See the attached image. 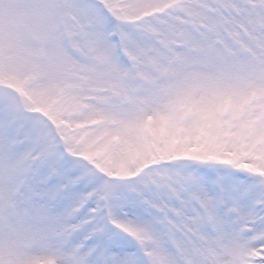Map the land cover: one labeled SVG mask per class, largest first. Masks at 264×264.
<instances>
[{"label": "snow or ice", "instance_id": "obj_1", "mask_svg": "<svg viewBox=\"0 0 264 264\" xmlns=\"http://www.w3.org/2000/svg\"><path fill=\"white\" fill-rule=\"evenodd\" d=\"M0 264H264V0H0Z\"/></svg>", "mask_w": 264, "mask_h": 264}]
</instances>
